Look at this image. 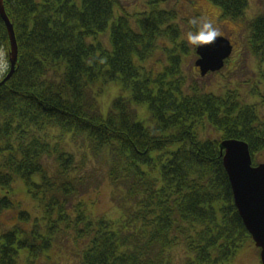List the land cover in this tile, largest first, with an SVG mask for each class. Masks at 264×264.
Listing matches in <instances>:
<instances>
[{
  "label": "trees",
  "instance_id": "16d2710c",
  "mask_svg": "<svg viewBox=\"0 0 264 264\" xmlns=\"http://www.w3.org/2000/svg\"><path fill=\"white\" fill-rule=\"evenodd\" d=\"M3 1L18 64L0 87V264H56L51 254L67 248L80 264L233 260L252 239L234 205L220 142L244 141L256 164L264 122L236 88L217 96L187 86L180 56L187 46L174 13L149 0L134 26L116 16L118 0ZM209 1L233 20L248 7V0ZM108 30L110 50L100 39ZM250 37L252 54L264 62V16ZM161 39L173 51L153 76L140 64ZM9 46L0 17L6 56ZM118 81L131 98H116L104 117L96 97ZM141 106L149 126L138 122ZM98 170L112 186L117 220L89 213L96 203L85 197L98 192ZM17 180L35 217L14 201ZM7 211L17 215L9 229L1 222Z\"/></svg>",
  "mask_w": 264,
  "mask_h": 264
},
{
  "label": "rangeland",
  "instance_id": "374dc122",
  "mask_svg": "<svg viewBox=\"0 0 264 264\" xmlns=\"http://www.w3.org/2000/svg\"><path fill=\"white\" fill-rule=\"evenodd\" d=\"M118 2L119 14L116 10V16H126L129 21H133L138 14L150 10L148 7L149 0H118ZM160 10L174 13L177 25L180 29L182 41H184L183 36L185 30L191 27V25L188 24L190 18L207 13L216 19L217 23L222 27V34L228 37L234 46L231 59L219 72L206 78H201L194 67L197 56L190 46L186 44L188 49L185 54L182 55L183 59L181 63V70L186 78V84L188 87L197 85L205 92L217 96L223 94L228 88H236L239 91L241 103L244 105L254 104V106L259 109V116L264 118V108L261 107L260 100H257L258 97L252 98L253 94L259 95V89H257L254 84L256 78L264 71V64L261 63L258 57L253 56L250 49L247 47L252 22L257 17L264 15V0H248L247 9L235 21L232 18L222 17L220 9L213 6L207 0H162ZM100 39L103 46L110 50L109 30L106 35L102 36ZM166 48H171V45L167 40L161 39L158 42V49L143 65L147 70H152L150 72L153 76L158 75L161 70L168 65ZM8 69V59L5 52L1 51L0 80L5 76ZM93 90L97 92V89ZM119 97L125 99L131 98V92L124 91L119 81L105 87L104 91L96 97L104 117L110 112L112 102ZM136 110L138 111V122L145 126H149L150 120L147 106L137 107ZM209 135H212L210 139H214L217 136L213 131H209ZM257 162L258 164L264 163V157L259 155L257 157ZM95 176L102 182L98 189L93 188L98 191L97 194L89 193L85 197L86 201H94L96 203V206L89 207V213L97 217L103 216L108 220H117L120 212L116 207H113L112 186L104 179V171L98 170ZM35 181H39V179L36 178ZM3 194L4 191L0 189V196H3ZM13 194L14 201L20 209L26 211L32 217L38 215L37 207L28 194L25 184L21 180L15 182ZM16 218L17 215L14 211H7L2 215L1 222L6 229H9L13 227ZM257 253L256 247L249 241L239 251L236 257L226 264H258L260 256ZM51 257L56 264H80L79 259L74 256L72 248H67L61 255L57 252L52 253Z\"/></svg>",
  "mask_w": 264,
  "mask_h": 264
},
{
  "label": "water",
  "instance_id": "95a60500",
  "mask_svg": "<svg viewBox=\"0 0 264 264\" xmlns=\"http://www.w3.org/2000/svg\"><path fill=\"white\" fill-rule=\"evenodd\" d=\"M0 16L7 28L10 42V72L0 83L2 86L15 73L18 46L3 0H0ZM231 53L230 41L224 38H217L214 44L197 48L200 59L196 66L200 69L201 76L209 72L220 71ZM220 150L231 184L235 206L256 247L261 249V264H264V165L253 167L249 147L244 142L223 141Z\"/></svg>",
  "mask_w": 264,
  "mask_h": 264
},
{
  "label": "clouds",
  "instance_id": "9594fccd",
  "mask_svg": "<svg viewBox=\"0 0 264 264\" xmlns=\"http://www.w3.org/2000/svg\"><path fill=\"white\" fill-rule=\"evenodd\" d=\"M188 24L191 27L185 30L183 39L194 51L202 46L214 44L217 38L222 36V27L207 13L190 18Z\"/></svg>",
  "mask_w": 264,
  "mask_h": 264
},
{
  "label": "flooded vegetation",
  "instance_id": "af4514ba",
  "mask_svg": "<svg viewBox=\"0 0 264 264\" xmlns=\"http://www.w3.org/2000/svg\"><path fill=\"white\" fill-rule=\"evenodd\" d=\"M264 82V81H263ZM262 83V82H261Z\"/></svg>",
  "mask_w": 264,
  "mask_h": 264
}]
</instances>
